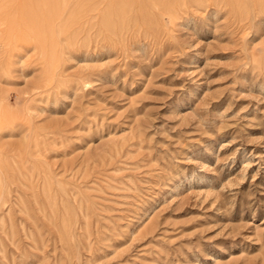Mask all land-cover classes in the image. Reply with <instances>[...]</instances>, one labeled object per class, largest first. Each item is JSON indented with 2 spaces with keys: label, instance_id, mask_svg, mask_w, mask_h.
Segmentation results:
<instances>
[{
  "label": "rangeland",
  "instance_id": "1",
  "mask_svg": "<svg viewBox=\"0 0 264 264\" xmlns=\"http://www.w3.org/2000/svg\"><path fill=\"white\" fill-rule=\"evenodd\" d=\"M63 2L2 0L0 264H264V0Z\"/></svg>",
  "mask_w": 264,
  "mask_h": 264
},
{
  "label": "bare ground",
  "instance_id": "2",
  "mask_svg": "<svg viewBox=\"0 0 264 264\" xmlns=\"http://www.w3.org/2000/svg\"><path fill=\"white\" fill-rule=\"evenodd\" d=\"M21 1H22V0H21ZM28 1L32 3V0H28ZM253 1H255V0H253ZM31 3H29V4H22V5H26L31 11H35V10L33 9L34 7L31 5ZM8 4H9V3H8ZM65 4H67V3H66V0H64V2H63V5H65ZM17 5L20 6L19 4H16V3H15V4L13 5V4L11 3L10 7L8 6V8L6 9V12H8V9H9V8L12 10V9H14V7L17 6ZM56 5H58V7H59V4H56ZM60 6H61V5H60ZM81 6H82V5H81ZM256 6H257V5H256ZM45 7H46V6H45ZM58 7H57V8H58ZM62 7H63V6H62ZM59 8H60V7H59ZM91 9H92V10H91ZM91 9H90V8H89V9H86V12L88 13V11H93V10H96L97 8H91ZM54 10H55V9H54ZM54 10H53V12H54ZM56 12H57V15L62 14V11L60 12V14H58V11H56ZM30 14H31V13H30ZM55 14H56V13H55ZM65 14H66V13H65ZM4 15H6V13H5L4 8H3L2 0H0V17H1V16H4ZM53 16H54V15H53ZM7 17H8V16H7ZM54 17L56 18V15H55ZM5 18H6V17H5ZM62 18H63V17H62ZM87 18H88V17H87ZM8 19H9V18H8ZM115 19H116V18H115ZM0 20H4V19H0ZM86 20H87V19H86ZM88 20H89V19H88ZM60 21H61V20H60ZM46 22H47V21H46ZM1 23H2V22H1ZM1 23H0V24H1ZM8 23H9V22H8ZM82 24H83V23H82ZM84 24H85V23H84ZM3 25H4V24H3ZM3 25H2V26H3ZM4 26H6V25H4ZM11 26H12V24L10 25V28H11ZM55 28H56V27H55ZM11 30H12V29H11ZM11 30H10V33H11ZM8 31H9V30H8ZM8 33H9V32H8ZM13 34H14V33H13ZM13 34H12V36H15V35H16V34H15V35H13ZM6 37H7V36H6ZM15 37H16V36H15ZM17 37H18V36H17ZM13 38H14V37H13ZM6 39H7V38H6ZM10 39L12 40V38H10ZM7 40H8V39H7ZM3 41H5V39H4ZM13 41H14V40H13ZM13 41H12V42H13ZM12 42H11V43H12ZM14 42H16V39H15ZM9 44H10V43H9ZM13 44H14V43H13ZM17 44H18V43H17ZM7 46H8V44H7ZM5 47H6V46H5ZM42 80H43V79H42ZM41 83H42V82H41ZM41 83L38 82L39 85H40ZM33 87H34V86H33ZM33 87H32V89H34ZM35 87H36V86H35ZM41 87H42V86H41ZM38 88L40 89V87H38ZM25 98H26V97H25ZM23 101H24V100H23ZM25 103H26V102H25ZM17 107H18V106H17ZM25 107H26V105H25ZM25 107H24V109H25ZM12 108H13V107H12ZM0 109H1V108H0ZM18 110H19V108H18ZM1 111H2V110H1ZM1 111H0V113H1ZM16 111H17V110H16ZM10 112H11V111H10ZM0 120H1V119H0ZM33 153H34V152H33ZM10 160H11V159H10ZM29 162H30V161H29ZM74 176H75V175H74ZM49 177H50V176H49ZM52 179H54V178H52ZM50 183H51V182H50ZM4 186H5V185H4ZM33 187H34V186H32L31 188L33 189ZM32 193H33V192H32ZM53 193H54V192H53ZM20 198H21V197H20ZM21 201H22V200H21ZM14 203H15V202H14ZM20 203H21V202H20ZM22 203H23V202H22ZM35 204H36V203H35ZM22 205H23V204H22ZM78 206H79V205H78ZM16 207H17V206H16ZM26 207H27V205H25V208H26ZM27 208H28V207H27ZM49 208H50V207H49ZM66 209H67V208H66ZM27 210H28V209H27ZM27 210H26V213H27ZM28 212H29V210H28ZM10 214H11V213H10ZM30 216H31V215H28L27 217H30ZM46 217H47V216H46ZM64 217H65V216H64ZM51 218H52V217H51ZM10 219H11V218H10ZM28 219H29V218H28ZM28 219H27V220H28ZM31 220H32V219H31ZM31 220H30V221H31ZM33 220H34V219H33ZM49 220H50V219H49ZM3 221H4V218H3ZM5 222H6V221H5ZM5 222H2V224L5 223ZM65 222H66V221H65ZM9 223H10V222H9ZM69 223H70V222H69ZM5 224H6V223H5ZM12 224H13V223H12ZM12 224H11V225H12ZM21 225H22V224H21ZM35 225H36V224H35ZM35 225H34V226H35ZM55 225H56V224H55ZM84 225H85V224H84ZM52 226L54 227V225H52ZM9 227H10V226H9ZM12 227L14 228L15 226H12ZM12 227H11V228H12ZM25 227H26V226H25ZM23 228H24V226H23ZM4 229H5V228H4ZM4 229H3V230H4ZM6 229H7V228H6ZM13 230H14V229H13ZM28 230H30V229L28 228L27 231H28ZM4 231H5V230H4ZM4 231H3V232H4ZM24 231H25V229H24ZM0 232H1V231H0ZM25 232H26V231H25ZM28 232H29V231H28ZM28 232H26L27 235H28ZM4 233H5V234H8V233H7V230H6ZM23 233H24V232H23ZM12 234H13V233H12ZM30 234H32V230H31V233H30ZM30 234H29V235H30ZM33 234H34V233H33ZM8 235H9V234H8ZM25 235H26V234H25ZM39 235H40V234H39ZM12 236H13V235H12ZM14 237H15V236H13V238H14ZM27 237H29V236H27ZM31 237H33V236L31 235L29 238H31ZM13 238H12V241H15V242H16V240H14ZM34 238H35V237H33V239H34ZM0 239L2 240L1 237H0ZM7 240H8V239H7ZM9 240H11V239H9ZM34 241H35V240H34ZM0 242H2V244H5V242H4L3 240L0 241ZM3 242H4V243H3ZM10 242H11V241H10ZM12 243H13V242H12ZM0 244H1V243H0Z\"/></svg>",
  "mask_w": 264,
  "mask_h": 264
}]
</instances>
